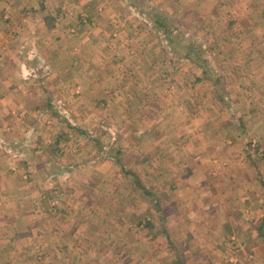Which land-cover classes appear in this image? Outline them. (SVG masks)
I'll list each match as a JSON object with an SVG mask.
<instances>
[{"label": "rangeland", "instance_id": "obj_1", "mask_svg": "<svg viewBox=\"0 0 264 264\" xmlns=\"http://www.w3.org/2000/svg\"><path fill=\"white\" fill-rule=\"evenodd\" d=\"M19 1L0 264H264V0Z\"/></svg>", "mask_w": 264, "mask_h": 264}, {"label": "crops", "instance_id": "obj_2", "mask_svg": "<svg viewBox=\"0 0 264 264\" xmlns=\"http://www.w3.org/2000/svg\"><path fill=\"white\" fill-rule=\"evenodd\" d=\"M21 5V1H17V0H10L9 3L5 2V1H0V36L4 35L5 37H10L11 36V28L13 27V25L8 24V22H5V24H2L1 20H8L9 18H14L13 14H16L17 11H19V6ZM2 8H4V10H2ZM2 10V11H1ZM38 29V28H37ZM41 45H44L43 49L44 51L46 49H48V45L47 42H44L40 45H37L35 47H31V50H36L39 49ZM15 50V48H13V51ZM9 51H12V49H10L8 47V45H6L5 47H3L2 52H4L5 54L8 53ZM4 57H9L10 60L16 62V61H22L19 57H14L12 54L8 55H4ZM7 62L9 60H6ZM183 204H179L180 207ZM184 218V217H183ZM47 244V243H46ZM174 254L172 255V257L174 256V261H176L177 259H182L181 257V250L179 252H176L175 250L172 251ZM57 254V253H56ZM200 254H202V251H200ZM184 257L186 260H188L189 254L187 253V251L184 252ZM186 264H190L186 261Z\"/></svg>", "mask_w": 264, "mask_h": 264}, {"label": "trees", "instance_id": "obj_3", "mask_svg": "<svg viewBox=\"0 0 264 264\" xmlns=\"http://www.w3.org/2000/svg\"><path fill=\"white\" fill-rule=\"evenodd\" d=\"M137 184H139V185H140V181H139V180H137Z\"/></svg>", "mask_w": 264, "mask_h": 264}]
</instances>
